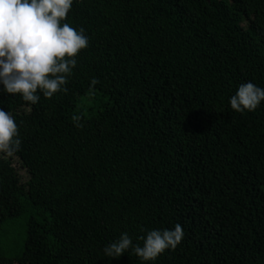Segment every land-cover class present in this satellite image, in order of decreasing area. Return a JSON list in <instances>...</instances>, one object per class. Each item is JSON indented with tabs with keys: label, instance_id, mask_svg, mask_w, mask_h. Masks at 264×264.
<instances>
[{
	"label": "trees",
	"instance_id": "16d2710c",
	"mask_svg": "<svg viewBox=\"0 0 264 264\" xmlns=\"http://www.w3.org/2000/svg\"><path fill=\"white\" fill-rule=\"evenodd\" d=\"M65 22L89 38L66 91L0 85L22 141L0 153V264H146L103 250L177 223L154 264H264V102L229 104L264 88V0H78Z\"/></svg>",
	"mask_w": 264,
	"mask_h": 264
},
{
	"label": "clouds",
	"instance_id": "9594fccd",
	"mask_svg": "<svg viewBox=\"0 0 264 264\" xmlns=\"http://www.w3.org/2000/svg\"><path fill=\"white\" fill-rule=\"evenodd\" d=\"M74 2L78 0H0V85L6 93L36 104L38 93L50 99L66 91L77 55L89 46L85 29L65 22ZM97 83V79L91 80L92 87ZM261 102L264 88L250 81L241 84L229 99L231 109L241 114L255 111ZM21 143L13 114L0 108V153L13 156ZM184 235L179 223L173 229H153L141 238V246L123 232L103 251L119 258L131 249L146 264H154L166 251H175Z\"/></svg>",
	"mask_w": 264,
	"mask_h": 264
}]
</instances>
